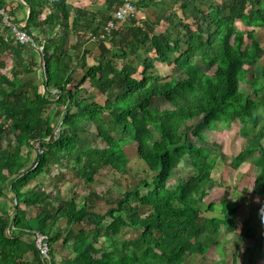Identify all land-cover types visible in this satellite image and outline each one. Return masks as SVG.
Listing matches in <instances>:
<instances>
[{
  "label": "trees",
  "instance_id": "obj_1",
  "mask_svg": "<svg viewBox=\"0 0 264 264\" xmlns=\"http://www.w3.org/2000/svg\"><path fill=\"white\" fill-rule=\"evenodd\" d=\"M24 1L29 13L23 28L42 45L44 70L38 84L27 83L29 87L17 92L6 89L16 90L23 84V73L38 68L39 54L19 44L10 32L4 38L7 27L0 16V196H5L4 183L9 182L17 201L10 209L5 202L0 206V264H183L189 254L203 256L216 246L223 231L251 240L245 264H257L263 240L256 237L249 219L236 223L239 200L223 198L220 216L206 214V210H214V203L205 199L211 188V170L224 153L217 142L198 133L206 127L215 128L217 122L228 126L237 119L245 142L231 163L237 168L253 154L251 190L264 196V62L259 73L247 69L263 54L255 30L264 28V0L211 2L206 13L197 0H181V10L191 7L200 15L190 14L186 20L178 16L179 23H173L171 17L179 13L168 7L167 24L177 31L173 37L166 34L168 27L156 29L158 18L141 21L144 8L154 0L134 1L136 17L117 24L109 36L101 34L111 14L98 21L89 38L96 40L99 55L79 81L74 80L73 62L81 52V66H86L85 56L91 53L80 48L89 38L77 35L74 44L66 47L68 34L58 33L60 26H67L65 3ZM120 2H110L114 6L111 12ZM0 8L6 9L13 22L3 0ZM236 20L242 29L236 28ZM116 36L118 43L114 42ZM141 46L149 55L139 71ZM171 56L184 77L150 73L155 61L165 63ZM6 57L10 66L5 64ZM196 59L212 72L199 69ZM4 66L9 67L11 76L1 71ZM55 88L59 92L52 94ZM110 89L115 95L103 103L92 93L105 94ZM154 97L163 98L170 106H152ZM51 105L62 115V132L57 139L40 142L42 152L36 157V166L22 173L28 158L21 148L32 151L31 139L51 133L46 113ZM90 138L105 146L87 144ZM130 143L145 165L144 176L113 199H105L104 191L93 188L79 208L71 201L54 206L58 199L50 192L27 186L49 173L52 166L76 167L83 173L85 185L92 183L103 167L124 173L129 160L123 147ZM182 161L189 166V174L168 185ZM104 199L106 210H95L94 203ZM39 204L35 215L27 216L26 208ZM141 207L146 208L144 215L138 211ZM106 217L110 221L103 227ZM62 219L83 225L78 231L64 229L58 225ZM122 226L138 234L118 239ZM32 232L47 235L49 260L41 258ZM59 240L67 253L56 261L55 243ZM231 264H237L236 250Z\"/></svg>",
  "mask_w": 264,
  "mask_h": 264
},
{
  "label": "rangeland",
  "instance_id": "obj_2",
  "mask_svg": "<svg viewBox=\"0 0 264 264\" xmlns=\"http://www.w3.org/2000/svg\"><path fill=\"white\" fill-rule=\"evenodd\" d=\"M157 1V4H155L154 6L156 10L153 9V12L151 10L146 11L145 15L147 19H150L151 21H156L157 15L160 14L158 15V20L160 21L158 22V26L156 27V29L164 30L166 27H168V32L166 31V34L170 37L175 36L177 31L172 25L167 24L169 21L166 18L168 11L166 12L165 9H167L168 7H172V9L175 8L179 13L175 17H171L173 23H179L178 20H180V18L178 16L183 18V20H186L187 17L190 16V14H196V12L191 7L189 9L181 10L178 6L181 0ZM175 1H177V3ZM219 1L220 0H197L196 3L199 5L198 7L204 10V12L206 13L208 11V6L211 2L217 3ZM158 8H160L161 12H159L160 10H158ZM198 15H200V13ZM235 26L236 28L242 29L241 23L238 20H236ZM255 31L256 35L258 36L260 45L263 49V54L254 66L247 67V69L250 72L259 73V65L264 62V28L256 29ZM9 36H12V34H9ZM142 55L148 56L149 54L145 55V53H143ZM143 59L141 57L137 61L139 65V71L143 66ZM5 64L10 66V60L8 59V57H6ZM153 64L154 68L149 70L150 73H156L161 76L171 75L175 79L184 77V73L173 62L172 56L171 59L165 63L155 61ZM195 65L205 72L211 73L213 70L206 64L201 63L198 59L195 60ZM1 71L11 76L9 67L4 66L3 68H1ZM23 75L25 76L24 82L23 84H20V86H18L16 90L10 89V87H7L6 89L11 92H17L25 87H29V84L27 83L35 82L38 84L37 79L38 76L41 75V70L38 67L37 69H32L27 73H23ZM86 89L88 91L90 90L89 88ZM97 97H99V95ZM152 106L167 108L170 106V104L161 97H154L152 100ZM56 110V105H51L46 110V113L50 119L52 126L55 121L60 118L61 115L60 113L57 114ZM198 125L199 124H197L195 127H198ZM198 134L203 138H207L209 141L217 142L224 153L223 157H219L216 159L215 164L211 170V188L205 199L206 202L212 201L214 203V210L208 211L205 209L206 207L204 206L206 214L210 216H220L221 210L219 202L223 198L239 200V206L236 211V223L240 225V223L245 218L250 220L251 224L255 228L256 237H260L263 240L262 248L258 252L257 264H264V196L259 197L253 194L251 190L255 173L253 165V154L247 155L244 161L237 168H234L231 163L232 157L238 152V150L243 146L245 142L244 137L241 136L239 133L238 120L235 119L234 121L230 122L228 126L221 122H217L215 128H203ZM10 135L11 134L9 133V136ZM85 142H87V144H96L99 147L105 146L101 140H97L94 138H90L88 141ZM5 143L6 142L4 141L3 144L5 145ZM262 146L264 147V138L262 139ZM31 147L32 151H29L25 146L21 148V154L24 157L27 156L28 159L25 162V167L21 169L20 172H22V170L24 169L28 170V166L31 165V160L34 156L33 146ZM123 150L126 152L129 160L124 173L116 172L109 166L103 167L99 170V172L94 175V181L88 185H85L82 181L83 173L76 167L75 169H70L65 167L52 166L51 171L49 173H45L42 176L31 180L27 184V186L36 185L38 188L50 192L53 198L58 199L54 201V206L58 205L59 201L63 203L71 201L74 203V206H76V208H79L82 204L83 197H86L90 190H92L93 188H96L101 192L104 191L105 199H113L122 194L124 189H126V187L130 184L131 187L132 182L134 180L144 176L143 169H145V165L143 161H141L136 156L134 145L130 143L124 146ZM188 174L189 166L184 161L180 162V164L173 170V174L169 177L168 185L173 186L177 184L180 179L186 177ZM4 188L5 196H0V206L2 205V203L5 202L10 209L13 204L11 203L12 192L9 190V182L4 183ZM105 199L98 200L94 203L95 210H106L108 205L106 204ZM39 206L40 204L38 206H28L26 208L27 216L31 217L35 215V213L40 208ZM21 207H24V205L21 204ZM138 211L141 215H144L146 213V208L141 207L138 209ZM109 221L110 218L106 217L101 225L104 227L105 224ZM68 224L69 223H67L65 219H62L58 222V225L60 227L64 229H67V227H71L75 231H78V229L83 225L82 223H70L69 225ZM85 227H87L88 229L91 226ZM137 234L138 231L122 226L120 228V231L116 234V237L118 239H125L135 237ZM248 246H252L251 240L246 239L244 237H239L235 232L223 231L219 237V243L216 246L210 248L208 252L203 256L197 254H189L183 264H231L232 253L234 252V250H236L237 264H245L247 257L246 248ZM55 247L56 261H58V258L63 255H66L67 251L62 248L61 240L55 243Z\"/></svg>",
  "mask_w": 264,
  "mask_h": 264
},
{
  "label": "crops",
  "instance_id": "obj_3",
  "mask_svg": "<svg viewBox=\"0 0 264 264\" xmlns=\"http://www.w3.org/2000/svg\"><path fill=\"white\" fill-rule=\"evenodd\" d=\"M3 1L6 8L11 10L12 12L13 22L24 26L29 13V6L26 4V2L24 0H3ZM59 1L65 3L67 9V15H68L67 26L65 27V29L61 28V26L60 27L58 26L59 34L63 33V31L68 34V42L66 47L74 44V42L77 40V35H84V39L89 38L92 30L97 26L98 21L102 17L111 14L112 13L111 10L114 8V6L110 4V2L113 0H59ZM157 2H158L157 0L151 2L146 8H144L145 12L150 10L153 12V9L156 10L154 6L155 4H157ZM158 10H160V8H158ZM165 11H167V9H165ZM159 12H161V10ZM146 19H147L146 15L145 16L141 15V21L144 22ZM149 21L151 20L149 19ZM114 42L115 43L119 42L118 36L114 38ZM96 44H97L96 40H94V38L92 37L89 38L86 42L82 43L80 49L82 50L86 49L90 51L91 55L90 57L88 55L85 56V62H86L85 67L81 66V61L79 60V56L81 52L79 53V56L75 58L73 62L74 65L73 76L75 81H79L83 77L86 67L91 65V63H93V59L99 55V53H97L98 47L96 46ZM106 47H109V44H106ZM143 53L147 55L145 46H141L138 52L139 57L140 58L142 57V59L146 57L142 55ZM114 91L115 90L110 89L105 94H102L94 90L92 93L97 101L103 103L106 98L112 99L114 97L115 95ZM98 95L99 97H97Z\"/></svg>",
  "mask_w": 264,
  "mask_h": 264
},
{
  "label": "built area",
  "instance_id": "obj_4",
  "mask_svg": "<svg viewBox=\"0 0 264 264\" xmlns=\"http://www.w3.org/2000/svg\"><path fill=\"white\" fill-rule=\"evenodd\" d=\"M136 7L134 4V0H121L116 9L111 13V17L103 24L102 30L103 33L101 37L109 36L113 29L117 24L128 21L134 17H136ZM0 16H2V21L4 25L7 27V31L4 34V38L6 37L7 32H10L14 39L21 45L31 46L39 55V69L43 72L44 70V61L42 55V45L38 44L34 41L32 36H30L21 24H16L12 22L11 17L8 15L6 9L0 8ZM52 94H57L59 92L58 89H52ZM62 132V116L58 118L52 126V130L50 135L46 137H39L31 139L29 142L31 146H33L34 156L31 160V165L28 166V169L36 166L37 161L36 157L38 154L42 152V148L40 146L41 141H47V139H57ZM17 203L16 199L12 198V204L15 205ZM33 242L35 247L38 249L39 254L42 259L49 260V248L47 242V235L32 232Z\"/></svg>",
  "mask_w": 264,
  "mask_h": 264
},
{
  "label": "water",
  "instance_id": "obj_5",
  "mask_svg": "<svg viewBox=\"0 0 264 264\" xmlns=\"http://www.w3.org/2000/svg\"><path fill=\"white\" fill-rule=\"evenodd\" d=\"M26 171H27V169H24V170H22V173H23V172H26Z\"/></svg>",
  "mask_w": 264,
  "mask_h": 264
}]
</instances>
